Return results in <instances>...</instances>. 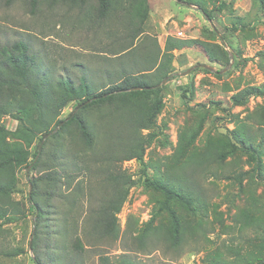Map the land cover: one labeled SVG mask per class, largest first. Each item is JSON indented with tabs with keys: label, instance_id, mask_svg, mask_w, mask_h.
Instances as JSON below:
<instances>
[{
	"label": "rangeland",
	"instance_id": "rangeland-1",
	"mask_svg": "<svg viewBox=\"0 0 264 264\" xmlns=\"http://www.w3.org/2000/svg\"><path fill=\"white\" fill-rule=\"evenodd\" d=\"M80 2L0 0V47L23 40L38 56L44 86L65 77L79 84L85 76L95 93L149 65L141 54H153L155 65L163 61L157 43L164 50L168 37L159 43L166 37L164 27L174 37L216 47L209 54L199 43L172 51L169 64L175 71L149 94L80 109V120L93 133L92 145L83 140L79 121L45 139L39 166L17 170L16 219L0 220V264H37L36 252L47 264H103L104 257L117 264L123 256L133 264H258L253 255L264 253V95H252L242 105L231 97L264 85V0H109L103 17L100 0ZM125 48L129 51L122 53ZM201 63L215 70L197 66L182 74ZM140 77L149 84L159 80L153 71ZM188 82L192 95L185 93ZM75 106L70 103L59 118ZM141 106L155 119L152 128L137 133L144 159H122L134 134L133 108ZM1 123L15 129L19 121L5 116ZM240 141L261 144L258 159ZM180 144L187 150L177 166ZM206 153L205 172L203 164L189 172L205 204L190 205L182 195L167 194L166 180L181 168L192 170L194 160ZM39 177L34 198L42 211L37 216L28 194L31 180ZM127 188L115 236L104 218L115 194ZM175 222L186 239L178 248L163 238L164 228ZM76 237L82 250L75 248Z\"/></svg>",
	"mask_w": 264,
	"mask_h": 264
},
{
	"label": "trees",
	"instance_id": "trees-1",
	"mask_svg": "<svg viewBox=\"0 0 264 264\" xmlns=\"http://www.w3.org/2000/svg\"><path fill=\"white\" fill-rule=\"evenodd\" d=\"M80 5L85 3V0H80ZM109 0H100L99 14L103 17L106 13ZM201 5V4H200ZM201 7V6H199ZM203 13H206L203 10ZM209 17V16H208ZM157 43V42H156ZM199 43L203 49L209 54L211 48L216 47L211 42H206L199 39H183L174 36H168L164 50L158 45L159 53L164 57L160 58L155 65V58L153 54L145 56L141 54L142 58L149 65H145L136 75L127 74L118 83L111 84L108 89L98 93L90 90V83L87 77H81L79 84H76L74 79L65 77L59 79L55 84L44 86L42 78L44 73L37 70L38 56L31 50L29 43L23 40H17L13 44H4L0 47V220L14 221L15 216V201L12 200V194L17 186L16 173L21 168H37L39 166V143L36 142L38 138L42 140L47 134H57V130L67 127L72 121H79L81 136L87 145L93 143V133L89 125L80 120L79 110L93 103L110 102L122 103L127 100L129 95L139 93L149 94L160 87L144 88V89H131L134 87H152L162 82V80L171 75L175 71L172 68L171 58L176 49H181L191 44ZM133 46L129 47V50ZM148 49V47H147ZM125 48L122 53L129 51ZM213 51V50H212ZM217 52L218 51H213ZM120 55V54H116ZM151 55V56H150ZM158 57V56H157ZM166 62V63H165ZM169 69V70H168ZM155 72L159 78L155 84H149L142 79L140 75H145ZM173 76L171 77V79ZM191 83L188 82L185 86V93L193 94L191 91ZM261 94L264 95L263 86H248L239 92L232 95L231 99L235 105H242L247 103L250 96ZM75 102L76 106L71 112L59 118L64 108L70 103ZM160 105L157 106V110ZM152 111V110H151ZM151 111L146 106L133 108L130 123L134 134L130 139L128 147L122 156V159L137 158L143 161L145 154L144 141L137 135L141 129H149L155 125V119ZM9 116L19 124L15 129H9L2 125L1 120L3 117ZM58 127L57 130H55ZM56 132V133H54ZM149 140H153V135H149ZM244 144L243 141H240ZM35 146V148H33ZM252 157L257 158V154L261 151V144L254 145L253 143L244 144ZM187 150V145L180 144L174 156V163L179 166L182 158ZM209 154L206 153L202 158L196 159L193 162L192 170L181 168L182 172L177 176H170L163 184V189L167 194L182 195L188 204L199 205L205 204L206 198L202 192V188L195 177L189 175V172L194 173L198 168V164H203L202 171L207 169L204 165ZM264 179V175L262 176ZM43 177L31 180L33 190L29 192V198L33 203V208L40 216L42 207L40 202L34 198L35 188L37 183ZM148 183L160 187V182L154 181L152 178H147ZM125 181V180H124ZM118 183V182H117ZM134 181L130 180V184ZM129 188L121 194H115V199L108 205V212L104 223L108 226L110 232L117 235V214L120 212L123 201L125 200ZM103 224V223H102ZM151 226V223H146ZM164 240L169 241L172 247L178 248L183 242L186 241L185 236L179 232L178 224L175 222L171 226L164 228ZM147 231H143L140 237H145ZM39 236L35 234L33 240V247L37 251ZM75 248L82 250L84 245L79 237H76ZM37 264H47L42 256L36 252L34 258ZM253 260L258 264H264V253L253 255ZM57 261V259H55ZM103 264H113L108 257L102 258ZM69 264V263H68ZM117 264H133L127 257L123 256Z\"/></svg>",
	"mask_w": 264,
	"mask_h": 264
},
{
	"label": "water",
	"instance_id": "water-1",
	"mask_svg": "<svg viewBox=\"0 0 264 264\" xmlns=\"http://www.w3.org/2000/svg\"><path fill=\"white\" fill-rule=\"evenodd\" d=\"M197 66L205 67V68H207V69H209V70H212V71L215 70V68H214L213 66L208 65V64H205V63H201V64H198V65H195V66H192V67L188 68V69L185 70L182 74H183V75H187L188 73H190V72H191L195 67H197ZM221 71H224V69L221 70ZM166 80H167V78H165L164 80H162L161 83H165ZM144 88L148 89V88H152V87H134V88H131V89H144ZM57 129H58V127H57L55 130H57ZM48 136H49V134H47V135L45 136V138L42 140V142L40 143L39 151L41 150V148H42V144H43V142L45 141V139H46ZM29 168H30V167H28V170H29Z\"/></svg>",
	"mask_w": 264,
	"mask_h": 264
},
{
	"label": "crops",
	"instance_id": "crops-1",
	"mask_svg": "<svg viewBox=\"0 0 264 264\" xmlns=\"http://www.w3.org/2000/svg\"><path fill=\"white\" fill-rule=\"evenodd\" d=\"M164 30H165V35H166V37H164V38H159V43H160V45H161V43L163 42V41H165L166 40V38L169 36V35H172V33H170V32H168V30L164 27ZM173 36V35H172ZM166 42V41H165Z\"/></svg>",
	"mask_w": 264,
	"mask_h": 264
},
{
	"label": "built area",
	"instance_id": "built-area-1",
	"mask_svg": "<svg viewBox=\"0 0 264 264\" xmlns=\"http://www.w3.org/2000/svg\"><path fill=\"white\" fill-rule=\"evenodd\" d=\"M179 34H182V32L180 31Z\"/></svg>",
	"mask_w": 264,
	"mask_h": 264
}]
</instances>
